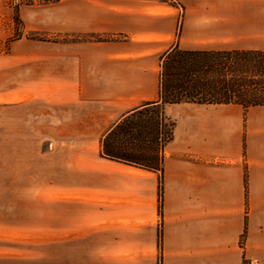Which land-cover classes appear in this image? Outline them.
Wrapping results in <instances>:
<instances>
[{"label":"crops","instance_id":"0c3cea01","mask_svg":"<svg viewBox=\"0 0 264 264\" xmlns=\"http://www.w3.org/2000/svg\"><path fill=\"white\" fill-rule=\"evenodd\" d=\"M14 1L0 0V48ZM16 14L23 35L106 38L23 37L0 49V93L52 103L69 142L99 143L157 99L160 57L174 45L264 50V0L33 1ZM162 110L175 125L160 170L74 150L57 183L41 185L34 230L0 222V264H264V105Z\"/></svg>","mask_w":264,"mask_h":264},{"label":"trees","instance_id":"16d2710c","mask_svg":"<svg viewBox=\"0 0 264 264\" xmlns=\"http://www.w3.org/2000/svg\"><path fill=\"white\" fill-rule=\"evenodd\" d=\"M183 102L233 103L244 109L264 105V50H188L172 46L160 57L157 99L129 111L110 127L101 137L100 155L160 170L162 150L173 137L175 125L162 106ZM241 264L250 262L243 256Z\"/></svg>","mask_w":264,"mask_h":264},{"label":"rangeland","instance_id":"374dc122","mask_svg":"<svg viewBox=\"0 0 264 264\" xmlns=\"http://www.w3.org/2000/svg\"><path fill=\"white\" fill-rule=\"evenodd\" d=\"M22 2L28 3L23 0L13 2L14 24L5 45L0 49L8 51L10 41L23 37L62 42L90 37L65 35L62 38H53L34 33L23 35L19 30L20 23L16 14L18 4ZM10 75L14 83L19 82L16 69H12ZM4 81L5 78L0 73V92L5 90L2 86ZM25 94L23 93L24 96H22L19 93H0V222L13 219L19 221L22 226L28 225L34 230V219L37 216H43L41 203L39 211L36 200L42 188L41 185L57 183L61 166L65 165V161L68 160L67 156L72 155L74 150L89 148L98 149L100 152L101 137L99 143L95 141L69 142L59 139L56 135L68 128L53 124L58 122L57 119H51L53 114L55 116L59 114L58 109L53 111L52 103L38 102L36 99L24 104H13L18 102L14 101L18 97L23 101ZM6 103L10 105L5 106ZM1 231H4L3 227H0ZM249 262L251 264L250 260Z\"/></svg>","mask_w":264,"mask_h":264},{"label":"built area","instance_id":"2783aa9c","mask_svg":"<svg viewBox=\"0 0 264 264\" xmlns=\"http://www.w3.org/2000/svg\"><path fill=\"white\" fill-rule=\"evenodd\" d=\"M23 1H27V2H35V1H41V0H23ZM46 1H54V0H46Z\"/></svg>","mask_w":264,"mask_h":264}]
</instances>
